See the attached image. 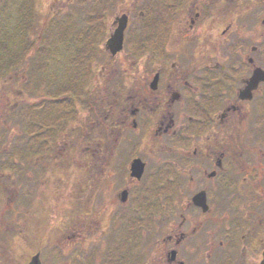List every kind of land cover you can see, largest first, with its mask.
<instances>
[{"label":"flooded vegetation","instance_id":"1","mask_svg":"<svg viewBox=\"0 0 264 264\" xmlns=\"http://www.w3.org/2000/svg\"><path fill=\"white\" fill-rule=\"evenodd\" d=\"M257 1L264 0H167L169 10H156L148 24L155 29L140 32L142 49L161 60L153 78L124 66L134 76L130 92L114 99L108 87L106 98L91 92L89 127L60 135L56 161L65 173L57 192L65 205L51 223L42 221L40 255L52 228L63 224L53 252L60 264H67L65 237L74 238L77 264H224L225 234L209 235L206 221L221 231L224 218L241 213L232 227L241 238L232 240L248 247L244 264H260L254 245L264 246V18ZM126 41L125 31L124 47ZM129 128L134 136L126 135ZM123 133L124 156L112 163ZM137 160L141 173L133 170ZM110 165L117 173L106 175ZM43 257L49 264V254Z\"/></svg>","mask_w":264,"mask_h":264},{"label":"rangeland","instance_id":"2","mask_svg":"<svg viewBox=\"0 0 264 264\" xmlns=\"http://www.w3.org/2000/svg\"><path fill=\"white\" fill-rule=\"evenodd\" d=\"M257 2V17L263 19L264 1ZM168 5L167 0H0V40L2 37L11 38L12 45L29 48L24 58L0 77V264H25L31 253L40 250L45 223L42 221L49 219L51 223L56 213L63 214L64 198L61 201L57 191L60 189L59 179L65 172L57 165V150L66 131L75 125L89 127L91 116H94L89 109V103L93 101L91 92L106 98L102 92L104 87H108L112 93L107 90L106 94L113 99L122 97L124 92L129 93L134 76L124 74V66L128 70L134 67L140 72L144 69L145 76L148 74L150 79L153 78V69L161 60L155 59L153 53L149 56L147 50L142 49L140 32L148 27L155 29V22L150 26L149 22L154 19L158 8L169 10ZM25 6L29 7L31 24L26 33L20 32L19 27L21 22L24 24L21 16ZM122 14L129 16L127 41L124 51L113 58L105 50V42L115 28V18ZM257 23L259 28L261 24ZM152 46L154 48V44ZM73 82L77 86L76 96L67 95L65 89L61 91ZM47 83L58 88V94L53 95L55 90L48 88ZM63 95L66 96L60 98ZM51 97L59 102L44 106ZM63 100H71L72 105L68 108L64 103L60 105ZM82 103L86 108L81 107ZM64 108L70 116H65L60 126L45 130L43 125L49 122L51 111L63 112ZM108 113L111 115L112 111ZM97 135L107 143L105 134L98 131ZM126 135L134 136L135 131L129 128ZM116 136L114 134L112 138ZM118 138L120 144L112 155L115 160L112 163L119 162L116 159L124 156L120 150L124 146V133ZM113 144H110V149ZM30 147L32 162L27 160ZM37 156L38 159L35 158ZM79 157L86 156L81 152ZM109 167L106 175L117 173L115 165ZM117 169L120 173L121 167ZM71 173L77 171L72 170ZM94 203L97 209L99 204L97 201ZM29 209L32 212H28ZM189 214L192 221L197 218L194 212ZM240 215L235 213L224 218L221 231L213 219L206 221L209 235L216 238L219 233L221 238L225 234L222 237L227 244L223 251L225 264H244L243 260H247L242 255L248 254V247L234 240L241 238V231L237 226L236 230L232 229L235 227L233 222L242 218ZM215 220L217 224L220 222L219 218ZM62 229L63 224L52 228L44 251L41 249L44 263L45 253L51 258L49 264L61 263L53 252L58 249L55 242L61 240ZM71 232L69 229L67 235ZM229 232L232 235L227 237ZM65 241L62 248L67 264H77L72 256L74 238L65 237ZM263 249L264 246L254 245L257 253Z\"/></svg>","mask_w":264,"mask_h":264},{"label":"trees","instance_id":"3","mask_svg":"<svg viewBox=\"0 0 264 264\" xmlns=\"http://www.w3.org/2000/svg\"><path fill=\"white\" fill-rule=\"evenodd\" d=\"M28 8L29 7L25 6V8L23 9L24 14H22L21 19L24 22V24H21L22 23L21 22L20 23L21 26H19L20 32L23 31L24 33H26L29 30V28L31 29V24L29 23L30 17L28 15V13H29ZM19 27H18V30H19ZM22 28H25V29L22 30ZM10 39L11 38H6V37L3 38L2 37V39L0 40L1 41L0 42V77H3V75L5 74L4 72L8 68L11 69L12 66H15L16 64H18V62L24 58V55L26 54L27 50L29 49L28 47L26 48V46H24V45H18V46L12 45ZM7 42H9V43H7ZM75 86L73 85V83L70 86H65L64 87L65 92H68L67 94H72L75 91V88H76ZM48 88H53V87H52V85L48 84ZM57 89L53 88V90H55V93L53 95L58 94ZM82 104H84V103H82ZM66 106H69V104H66ZM68 115H69V111L66 114L62 113L61 116H60L59 111L57 109H56V111H51L48 126H46V125H44V126L49 127V128L56 126V125L59 126V124L64 122V120L66 119V117ZM53 119H54V121H53Z\"/></svg>","mask_w":264,"mask_h":264},{"label":"water","instance_id":"4","mask_svg":"<svg viewBox=\"0 0 264 264\" xmlns=\"http://www.w3.org/2000/svg\"><path fill=\"white\" fill-rule=\"evenodd\" d=\"M116 23L118 24V26L106 44L107 49L113 55H116L123 48L124 31H125L127 24H128L127 14H124L120 17H117ZM134 167H136V166H134ZM27 264H41L39 253L32 256V258L30 259V261ZM262 264H264V259L262 261Z\"/></svg>","mask_w":264,"mask_h":264}]
</instances>
